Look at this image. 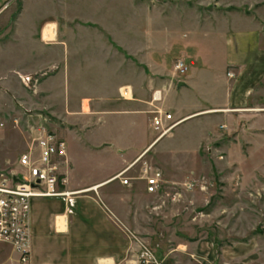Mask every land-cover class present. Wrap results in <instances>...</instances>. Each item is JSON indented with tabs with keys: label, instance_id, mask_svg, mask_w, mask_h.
<instances>
[{
	"label": "rangeland",
	"instance_id": "1",
	"mask_svg": "<svg viewBox=\"0 0 264 264\" xmlns=\"http://www.w3.org/2000/svg\"><path fill=\"white\" fill-rule=\"evenodd\" d=\"M236 1L0 0V58L4 60L0 62V121L5 126L0 128V168L16 167L28 148L32 128L44 123L56 132L74 130L79 135L85 128L83 121L59 114L64 103L46 87L64 67L58 56L47 52L62 41L44 37L48 25L53 24L59 34H70L67 44L83 48V75L101 82L127 80L135 97L143 98L145 108L135 118L136 124L127 121L123 125L132 126L129 134L136 130L139 140L152 138L154 144L123 176L117 175L121 183L128 178V185L135 178L144 179L145 186V168L162 172L160 189L145 208L144 228L140 232L127 229L140 242L135 245L141 252L137 264L144 260L148 264H264L263 111H252L250 117L238 115L234 125L215 118L210 128L205 127L204 137L198 121L206 115L191 117L160 138L152 126L153 89L163 87L165 94L190 71L181 45L190 32L189 23L193 19L195 24L198 19L203 22L205 15L218 8L254 11L260 7ZM40 47L45 48L46 58L28 62L27 53L36 56ZM49 56L55 58L53 64L37 67ZM104 58L108 67L97 68ZM180 59L189 66L185 74L176 69ZM135 87L143 88L145 95ZM121 89L120 98L125 100ZM175 102L170 96L160 105L166 109ZM85 104L91 112L92 106L101 102L86 100ZM109 116L88 117L87 127L118 120ZM126 127L121 128L124 134ZM200 139L202 144L195 147ZM73 150L84 179L104 176L119 165L111 154L78 145H73Z\"/></svg>",
	"mask_w": 264,
	"mask_h": 264
},
{
	"label": "crops",
	"instance_id": "2",
	"mask_svg": "<svg viewBox=\"0 0 264 264\" xmlns=\"http://www.w3.org/2000/svg\"><path fill=\"white\" fill-rule=\"evenodd\" d=\"M245 1L236 2L258 4L260 7L254 11L244 6L242 8L246 11L218 8V11L205 15L203 22L199 23L198 19L195 24L193 19L189 23L190 32L185 44L181 45L186 59L190 61V71L185 80H179L176 88L165 93L166 99L170 96L176 98L171 108H166L178 122L175 128L206 115L205 120L198 121L204 137L205 127L210 128V121L215 118L234 125L238 115L250 117L252 111L260 110L264 116V0ZM240 5L235 6L240 8ZM53 27L50 24L48 38L53 40L58 37L62 41L47 52L58 56L64 67L59 75L47 82L46 87L54 91L56 100L64 103L60 104V115L83 121L86 125L82 127L81 135L74 130L57 132L68 145L69 166L63 189L77 193L71 198L41 197L32 200L31 256L25 264H137L141 254L137 248L140 242L127 229L140 232L144 228L145 208L154 193L148 192L144 179L135 178L130 185H125L117 175L130 170L135 160L142 158L154 144L152 138L139 140L135 136L136 130L129 134L132 126L128 123L123 125L127 121L136 124L135 118L145 108L143 98L135 97L134 88L126 84L127 80L101 82L96 77L83 75L82 69L86 68L81 61L83 48L67 44L65 41L70 43L67 39L70 34H59L57 27L52 30ZM72 35L76 36L75 32ZM43 49L38 48L36 56L29 51L26 60L36 61L41 56L46 58L43 55L46 50ZM1 58L0 62L4 61ZM54 60L53 56H49L37 67L51 65ZM107 64L104 58L103 64L97 68H107ZM180 82H185V85L180 87ZM58 84L62 85L59 90L56 88ZM150 87L154 88L153 85ZM121 88L129 90L125 100L120 98ZM138 89L135 87V91L144 96V89L142 92ZM156 89L163 90V87ZM86 100L101 104H95L96 108L92 106L89 113L86 111ZM94 115H112L118 120L110 122L112 119H108L104 125L100 123L87 127L88 117ZM122 126H127V133L121 130ZM199 144H202L201 139L195 147ZM73 145L96 153L111 154L117 157L119 165L104 176L81 178V164ZM0 264L23 263L11 245L0 243Z\"/></svg>",
	"mask_w": 264,
	"mask_h": 264
},
{
	"label": "built area",
	"instance_id": "3",
	"mask_svg": "<svg viewBox=\"0 0 264 264\" xmlns=\"http://www.w3.org/2000/svg\"><path fill=\"white\" fill-rule=\"evenodd\" d=\"M176 69L185 74L189 70L186 60H178ZM25 81L29 83L31 80L27 77ZM128 93L129 90L125 88L123 95ZM164 99L162 89L154 90L151 114L157 138L168 134L178 123L172 121V114L160 105ZM3 127L4 122L0 121V128ZM68 166L67 142L43 123L29 132L28 148L19 157L16 167L0 168V243L11 245L19 253L23 264L29 262L31 256L32 200L41 197L71 198L77 193L63 189L67 183ZM144 173L148 192H158L162 172L148 167ZM129 181L124 178L122 183L128 185ZM148 263L143 261V264Z\"/></svg>",
	"mask_w": 264,
	"mask_h": 264
},
{
	"label": "bare ground",
	"instance_id": "4",
	"mask_svg": "<svg viewBox=\"0 0 264 264\" xmlns=\"http://www.w3.org/2000/svg\"><path fill=\"white\" fill-rule=\"evenodd\" d=\"M55 25H54V27H53V29L52 30H55ZM50 30V25H48V28L46 29V31H45V37H48L47 35H49L47 32ZM54 32V31H53ZM53 34V33H52Z\"/></svg>",
	"mask_w": 264,
	"mask_h": 264
},
{
	"label": "water",
	"instance_id": "5",
	"mask_svg": "<svg viewBox=\"0 0 264 264\" xmlns=\"http://www.w3.org/2000/svg\"><path fill=\"white\" fill-rule=\"evenodd\" d=\"M185 85V82H180L179 83V86L181 87V86H184Z\"/></svg>",
	"mask_w": 264,
	"mask_h": 264
}]
</instances>
